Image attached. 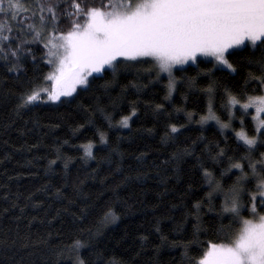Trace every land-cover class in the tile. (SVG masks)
Here are the masks:
<instances>
[{
  "label": "trees",
  "instance_id": "1",
  "mask_svg": "<svg viewBox=\"0 0 264 264\" xmlns=\"http://www.w3.org/2000/svg\"><path fill=\"white\" fill-rule=\"evenodd\" d=\"M209 60L199 57L198 62L203 61L199 67L192 63L175 68L176 90L170 99H165L166 74L156 81L154 75L137 76L133 69L118 72L107 90L98 87L105 80H98L97 88L82 91L70 106H44L19 115L17 97L33 78L32 64L26 63L25 74L8 72L0 62V264H52L55 256L49 250L71 245L77 237L86 240L87 230L95 231L107 208L119 219L104 228L99 238L98 250L105 261L188 264L183 247L174 244L192 239V205L204 200L209 191L201 165L227 187L238 170L221 177L229 162H214L215 146L228 150L234 162L246 163L239 159L245 153L231 128L222 132L211 121L199 123L200 117L208 114L206 90L216 82L211 105L227 123L221 85L231 88L242 82L248 70L256 72L255 68L242 69L240 76L226 80L214 69V75H204L212 68ZM48 71L43 66V72ZM107 80H113L111 72ZM255 87L253 83L250 94ZM156 105H162V110L154 111ZM133 107L136 116L128 128L121 127L119 121L130 115ZM187 113L193 114L191 121ZM105 116L111 117L113 126ZM247 120L250 129L251 118ZM170 124L181 131L176 139L165 142ZM232 124L236 131L240 129L239 119ZM98 130L106 134L107 144L100 142ZM90 141L96 159L86 161L80 146ZM186 149L192 154H186ZM57 150L68 159L67 169L63 160L49 169L48 162L56 160ZM220 203L222 198L217 196L213 212L204 205L201 244L193 246L189 256L199 259L208 244L225 243L218 238L221 227H239L228 218L213 219ZM251 216L245 209L244 218ZM82 255L89 264L97 259L88 249L82 250Z\"/></svg>",
  "mask_w": 264,
  "mask_h": 264
},
{
  "label": "snow or ice",
  "instance_id": "2",
  "mask_svg": "<svg viewBox=\"0 0 264 264\" xmlns=\"http://www.w3.org/2000/svg\"><path fill=\"white\" fill-rule=\"evenodd\" d=\"M37 46H42L40 55ZM199 56L211 58L212 68L204 75H214V69L224 80L240 76L242 69H256V72L248 70L242 82L231 88L221 85L227 123L215 114L211 105L215 81L206 90L210 97L208 114L199 120L201 125L214 121L222 132L231 128L245 153L239 159L246 163L234 162L228 150L215 146L214 162L225 159L229 162L221 177L236 169V179L225 187L201 165L202 179L209 191L204 200L192 205V239L174 246L183 247L188 264H264V214H261L264 213V151L261 150L264 149V0H0V62L8 72L25 74V65L31 62L34 74L27 81L28 87L17 97L18 115L44 106H70L82 91L97 88L98 80H105L98 87L107 90L113 86L118 72L133 69L137 76L154 75L156 81L167 74L165 99H170L177 83L173 69L189 62L199 67L203 62H198ZM45 65L49 68L47 73L43 72ZM109 72L112 81L107 80ZM253 83L257 87L250 94ZM132 86L139 90V86ZM250 108L255 109L256 115H251ZM161 110L162 105L155 106L154 111ZM136 114L133 107L119 125L128 128ZM187 117L191 121L193 114L187 113ZM105 119L113 126L110 116ZM237 119L239 131L232 124ZM180 131L170 124L165 142L176 139ZM98 134L100 142L107 144L106 134L99 130ZM94 146L91 141L80 146L86 161L96 159ZM185 153L192 154L187 149ZM57 160H63L67 169L69 161L59 150L56 160L48 162L49 169ZM217 196L222 198V203L213 219L228 218L239 227L235 230L221 227L218 238L226 242L210 243L199 259L191 257L189 250L201 244L203 207L207 204L208 211L213 212ZM245 209L253 219L244 218ZM82 215H86L84 210ZM118 219L112 208L105 209L95 231L87 230L86 240L77 237L71 245L49 250L55 256L52 264H89L82 255L85 249L97 257L94 264H119L115 259L105 261L104 254L98 250L103 229Z\"/></svg>",
  "mask_w": 264,
  "mask_h": 264
},
{
  "label": "rangeland",
  "instance_id": "3",
  "mask_svg": "<svg viewBox=\"0 0 264 264\" xmlns=\"http://www.w3.org/2000/svg\"><path fill=\"white\" fill-rule=\"evenodd\" d=\"M199 57H204V56H199ZM198 57V58H199ZM205 58H210V57H205ZM211 59V58H210ZM188 64H192V62H189V63H187V64H185V65H178V66H176V68H180V67H184V66H186V65H188ZM175 69V68H174ZM173 69V70H174ZM167 75V74H166ZM239 108V106H237V109ZM249 112L251 113V115H256V113H255V109L254 108H250L249 109ZM250 118H251V116H249ZM212 123H214L215 125H216V123L214 122V121H211ZM216 126H218V125H216ZM240 129H238V131H239ZM262 214H264V213H262ZM249 219H253V217L251 216Z\"/></svg>",
  "mask_w": 264,
  "mask_h": 264
}]
</instances>
